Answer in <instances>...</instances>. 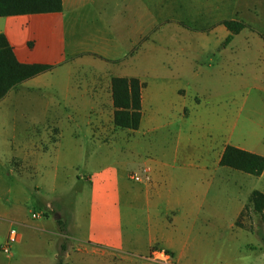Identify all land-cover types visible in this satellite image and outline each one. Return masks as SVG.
Instances as JSON below:
<instances>
[{"label": "crops", "instance_id": "0c3cea01", "mask_svg": "<svg viewBox=\"0 0 264 264\" xmlns=\"http://www.w3.org/2000/svg\"><path fill=\"white\" fill-rule=\"evenodd\" d=\"M61 3L60 11L0 16V33L19 62L52 66L15 85L0 99V130L10 133L12 139L10 148L1 153L11 156L10 164L21 162L25 171L18 174L25 172L31 177L32 172L50 178L48 192L53 197L41 204L42 211H56L57 218L65 213L66 223L59 219L64 225L61 232L85 249L90 247L102 256L117 254L122 257L120 260L131 264H149L138 256L146 255L156 246L170 253V264H223L217 259L211 262L205 259L208 251L201 245L200 237L191 238L197 220L214 227L221 223V204H196L188 196L189 201L172 199L167 189L178 174L170 171L173 165L168 161L174 162L185 154L195 162L192 168L181 171L182 176L212 177L222 167L219 159L225 145L214 157L209 154L210 147L195 150L196 157L192 155L193 124L188 120L200 106L194 97L204 90L205 84L198 74L169 78L158 73L157 58L153 56L160 32L158 0H61ZM220 31L223 43H229L224 51L231 47L242 28L230 41H225L229 31L224 25ZM188 35L187 45L198 44L204 53L205 41ZM83 63L100 64L103 72H78L79 64ZM112 77H133L143 83L137 129L117 128L113 124ZM184 112L188 116H183ZM115 129L122 131V136ZM113 139H133L134 144L145 145L155 156L151 157L153 167L145 165L150 168L149 180L133 181L125 160L106 163L99 155L85 153L87 144L104 146ZM68 144L69 172L65 176L68 181L63 183H79L83 189L80 196L71 193L70 186L56 194L60 152ZM167 144L170 145L165 147ZM46 167L49 169L45 174ZM20 168L14 164L11 167L12 172ZM241 182L234 180L237 189L241 188ZM39 188L35 186L34 193L38 194ZM23 190L18 187L12 193ZM251 191L246 199L238 196L236 204L230 205L226 222L233 231H249L238 226L237 220L248 205ZM163 200L165 210L155 211ZM12 206L10 209L0 204V218L19 214L21 204ZM138 208L141 220L136 213ZM125 210H129V215H123ZM127 220L135 224L131 234L128 233L130 237L123 227ZM138 231L139 238L135 235ZM255 231L249 232L258 236V243L238 246L237 253L244 250V256L233 259V264H264V233Z\"/></svg>", "mask_w": 264, "mask_h": 264}, {"label": "rangeland", "instance_id": "374dc122", "mask_svg": "<svg viewBox=\"0 0 264 264\" xmlns=\"http://www.w3.org/2000/svg\"><path fill=\"white\" fill-rule=\"evenodd\" d=\"M224 19H234L241 22L244 27L235 37L231 47L223 51L229 44L223 43L224 37L220 31ZM158 21L159 41L157 48L153 50V56L157 58L158 73L169 78L178 76L190 78L198 74L205 84L204 90L199 91L198 96L194 97L200 106L188 120L193 124L191 129L194 135L193 157H196L195 150L203 151L208 147L209 154L214 157L226 144L264 155V0H158ZM186 28L190 30L189 33L186 32ZM187 34L205 41L204 53L198 44L193 45L191 42V46L187 45ZM79 65L81 66L78 72H103L100 64ZM183 116H188V112H184ZM114 132L119 137L122 136V131L115 129ZM10 137V133L0 130V204L10 209L13 208V204L21 206L19 214L0 218V264H131L120 260L122 257L117 254L102 256L92 251L90 247L85 249L58 229V220L65 224L67 215L58 214L57 218L56 211L49 209L42 211L41 206L46 199L53 197V194L48 192L50 178L45 175L49 168H44L43 178L37 173L33 175L32 172L31 177H27L24 175L25 172L17 173L25 171L18 161L12 164L15 168H21L12 172V164L9 163L11 156L1 153V150L10 148L12 142ZM69 148V144L64 145L60 152L56 194L62 193L70 186L71 193L80 196L83 189H80L79 183H63L68 181L65 176L69 172L67 153ZM160 149L161 146L158 153ZM86 152L87 155L92 153L94 156H101L106 163L125 160L128 173L139 171L145 165L153 167L151 157H155L145 145L134 144L133 139L130 141L113 139L104 146L87 144ZM194 162L195 160H188L185 154L174 162L168 161L170 166L173 165L170 171L178 174L174 176L167 189L172 199L189 198L196 204H221V223L214 227L210 224H201L199 219L192 226L194 231L191 238L193 235L200 237L201 245L208 251L205 259H210V262L217 259L223 264H233V259L244 256V250L241 254L237 253L238 246L244 243H258V236L249 231L258 230L264 233V223L261 215L254 212L247 202L248 205L243 208L237 225L249 231H233L226 222L229 208L231 204H236L238 196L246 199L253 189L264 191V170L260 175L254 176L222 166L212 177L200 175L189 179L182 176L181 171L192 168ZM235 179L237 182L242 181L240 189L234 184ZM35 186L40 187L38 194L34 193ZM18 187L24 189L23 193L15 191L13 195L12 190ZM163 202L164 200L155 206V211L165 210L166 204ZM178 207L180 208L181 204ZM125 211L127 213L123 212V215H129V210ZM136 213L138 220H141V209L138 208ZM129 221L123 224L128 237L130 231L135 228V224ZM11 227L17 229L19 239L11 244L8 253H4L1 245ZM135 235L139 238L141 232L138 231ZM145 235L144 229L143 236ZM190 245L191 242L188 246ZM146 255L138 257L145 259L149 264H159L146 259Z\"/></svg>", "mask_w": 264, "mask_h": 264}, {"label": "trees", "instance_id": "16d2710c", "mask_svg": "<svg viewBox=\"0 0 264 264\" xmlns=\"http://www.w3.org/2000/svg\"><path fill=\"white\" fill-rule=\"evenodd\" d=\"M61 0H0V16L60 11ZM222 24L230 41L243 24L236 20L224 19ZM52 66L19 62L5 36L0 33V99L9 89L35 75L49 70ZM141 83L137 78L112 77L111 98L113 103V124L117 128L137 129L141 119ZM219 165L258 176L264 170V155L232 144H226L220 155ZM252 210L261 215L264 223V193L254 189L248 197ZM59 222L60 231L64 225ZM264 239V236H263Z\"/></svg>", "mask_w": 264, "mask_h": 264}, {"label": "built area", "instance_id": "2783aa9c", "mask_svg": "<svg viewBox=\"0 0 264 264\" xmlns=\"http://www.w3.org/2000/svg\"><path fill=\"white\" fill-rule=\"evenodd\" d=\"M150 168L149 166L143 167L139 171H134L130 174V178L135 182H142L147 181L150 179L149 177ZM35 216V214H33ZM19 233L15 227L9 228L6 240L1 245V250L4 253H8L10 251L11 244L18 241ZM146 259L160 263V264H170L172 262V256L170 253L163 249V248H152L148 251L147 255L145 256Z\"/></svg>", "mask_w": 264, "mask_h": 264}]
</instances>
